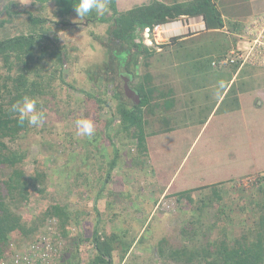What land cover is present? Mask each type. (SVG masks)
<instances>
[{
	"label": "rangeland",
	"instance_id": "1",
	"mask_svg": "<svg viewBox=\"0 0 264 264\" xmlns=\"http://www.w3.org/2000/svg\"><path fill=\"white\" fill-rule=\"evenodd\" d=\"M150 1L115 0V3L117 10L123 12ZM5 7L17 15L10 18ZM54 10L51 3L40 7L31 0H0V38L30 32L29 15L57 20L51 16ZM68 20L66 27L54 26L53 30L50 29L53 26L49 27L46 36L51 41H42V45H50L47 51L58 49L63 55L59 68L62 76L48 83L60 84L64 91L59 98L43 105L45 115L39 126L27 125L25 132L21 131L13 139H4L10 150L26 152L19 168L29 182L32 177L43 176L42 182L29 185L28 198L18 202L15 213L28 223L52 204L63 207L69 220L64 226L67 236L64 240L70 264L91 263L95 256L92 248L95 231L100 237L115 236L110 242L112 264H181L156 255L157 243L163 239L166 249L202 246L215 238L220 227H225L231 237L239 236L255 217L247 211L240 216L235 203L262 202L264 185L259 180L264 175H248L196 190L190 193L196 201L192 204L167 194L165 186H159L153 177L147 155L137 148L132 131L121 130L116 106L120 101L133 102L123 96L117 64L105 45L108 24L82 21L75 15ZM47 25L50 24L44 27ZM152 59V55L138 59L136 76L130 85L137 92L139 84L144 90L149 89L144 77L150 72L148 64ZM196 63L182 68L193 69ZM9 73L13 72L6 70L0 58V84L9 86L4 80ZM41 83L47 84L44 80ZM3 92L0 104L11 112L7 93ZM98 99L104 103L98 104ZM111 117L113 123L106 128L105 122ZM78 119L92 122V136L80 134L75 123ZM141 119L146 129L150 121L144 109ZM117 127L118 134H115ZM113 157L115 164L110 168ZM8 172V169L0 172V181ZM215 188L219 201L212 194ZM0 193L9 204L4 186L0 185ZM17 199L15 195L14 200Z\"/></svg>",
	"mask_w": 264,
	"mask_h": 264
},
{
	"label": "crops",
	"instance_id": "2",
	"mask_svg": "<svg viewBox=\"0 0 264 264\" xmlns=\"http://www.w3.org/2000/svg\"><path fill=\"white\" fill-rule=\"evenodd\" d=\"M212 3L221 28L207 29L201 17L182 16L162 25V44L147 46L153 59L143 107L150 121L143 128L144 153L167 194L264 175V52L254 65L211 67L213 60L252 45L264 24V0ZM260 42L264 46V33ZM192 62L193 69L182 68Z\"/></svg>",
	"mask_w": 264,
	"mask_h": 264
},
{
	"label": "trees",
	"instance_id": "3",
	"mask_svg": "<svg viewBox=\"0 0 264 264\" xmlns=\"http://www.w3.org/2000/svg\"><path fill=\"white\" fill-rule=\"evenodd\" d=\"M31 1L40 7L49 3L53 4L55 10L51 12V16L57 20L50 21L46 16L31 17L29 15L27 21L30 32L0 38V58L3 60L6 70L13 72L4 79L9 82V86L7 83L0 84V100L4 97L3 91L7 93L10 107L17 100L28 96L35 99L37 108L42 110L43 105L59 98L65 89L60 84L48 83L56 79L57 76H62L59 68L63 64V55L58 49L47 51L50 45H42V41L48 43L51 41L46 36L49 27L53 26L50 28L52 30L55 27H66L70 23L68 18L71 15L77 16L74 11L76 0ZM4 9L10 18L17 15V13H12L8 7ZM182 16L201 17L207 29H218L223 26L212 0H191L172 4L151 0L123 12L117 10L115 0H107L106 10L102 16L93 12L80 20L108 24L105 40L107 51L117 64L116 69L119 74L129 73L132 83V79L136 76L134 69L137 71L138 59L150 55L149 50L141 43L143 30L154 25L167 24ZM46 23L50 25L44 27ZM47 68L49 74H47ZM148 78L146 74L145 83ZM41 80L46 81L47 84L42 85ZM137 89L140 97L139 103L120 101L116 106V114L119 115L121 130L124 133L132 131L137 141V148L144 151L142 109L148 104L147 95H150L151 91L144 90L142 84L137 85ZM123 96L125 97V94ZM115 98L119 100L116 95ZM97 103L102 104L104 100L98 99ZM13 116L0 104V172H3L4 169L9 170L4 179L0 181V185L6 188V196L10 201L9 204L6 203L5 196L0 193V264L7 255L8 246L12 240L22 242L31 239L47 218L57 220L60 234L64 239L67 237L64 226L69 221L65 209L54 204L48 206L41 216L30 219L28 223L22 221L21 216L15 213L18 202L28 198L29 185L34 186L42 182L43 176L32 177L29 182L25 178L24 172L19 168V164L26 159V152L12 151L4 142L5 138L13 139L21 131L27 130V121L21 124L18 118ZM113 120L114 118L111 117L105 122L106 128L113 123ZM115 134H118V127ZM114 164L115 158L113 157L109 167H113ZM100 169H102L101 166ZM259 182L264 185V178H261ZM36 192L40 191L36 190ZM217 192L218 190L215 188L212 194L215 200L219 201L221 198ZM15 195L19 198L17 201L14 200ZM262 195L263 201L256 204H251L252 201H248L244 205H240L239 202L235 203L240 216L247 211L255 217L254 222L251 225H246L239 236L231 237L225 227H220L215 238L206 241L205 245L173 249H166L164 245L166 242L162 239L157 243L155 254L163 259L181 264H264V190ZM178 197L184 198L188 204L196 203L190 193L180 194ZM203 206L205 207L204 204ZM210 228H214V226L211 225ZM114 237L104 238L98 236L96 231L93 233L92 248L95 256L90 264H112L110 242ZM165 250L167 251L166 255H164ZM66 256L65 253L62 264H70L71 259Z\"/></svg>",
	"mask_w": 264,
	"mask_h": 264
},
{
	"label": "built area",
	"instance_id": "4",
	"mask_svg": "<svg viewBox=\"0 0 264 264\" xmlns=\"http://www.w3.org/2000/svg\"><path fill=\"white\" fill-rule=\"evenodd\" d=\"M257 37L252 41L248 50H234L229 54L211 62L214 69H227L229 66L250 64L257 62L256 57L262 56L264 46L260 42L264 33V24L260 25ZM162 25L145 28L142 33L143 46L148 48L164 42ZM65 253V240L60 234L58 222L55 218H47L39 231L30 239L8 246V253L1 264H62Z\"/></svg>",
	"mask_w": 264,
	"mask_h": 264
},
{
	"label": "clouds",
	"instance_id": "5",
	"mask_svg": "<svg viewBox=\"0 0 264 264\" xmlns=\"http://www.w3.org/2000/svg\"><path fill=\"white\" fill-rule=\"evenodd\" d=\"M107 0H76L74 11L80 19L86 18L90 13L102 16L106 10ZM10 111L16 115L19 122L27 121L30 126H39L44 119V112L37 108V101L28 96L17 100L11 105ZM76 127L83 136H92L94 127L89 119H78Z\"/></svg>",
	"mask_w": 264,
	"mask_h": 264
},
{
	"label": "water",
	"instance_id": "6",
	"mask_svg": "<svg viewBox=\"0 0 264 264\" xmlns=\"http://www.w3.org/2000/svg\"><path fill=\"white\" fill-rule=\"evenodd\" d=\"M120 79L122 81L123 91L125 96L131 100L134 104H138L140 101L139 94L136 90L130 87L131 76L129 73H120Z\"/></svg>",
	"mask_w": 264,
	"mask_h": 264
}]
</instances>
